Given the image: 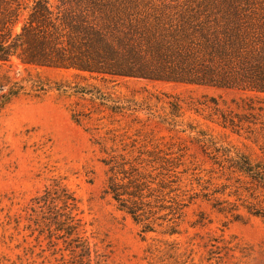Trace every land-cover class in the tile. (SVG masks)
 I'll return each instance as SVG.
<instances>
[{"label":"trees","instance_id":"trees-1","mask_svg":"<svg viewBox=\"0 0 264 264\" xmlns=\"http://www.w3.org/2000/svg\"><path fill=\"white\" fill-rule=\"evenodd\" d=\"M82 1L87 15L66 13L58 18L48 0H0V62L10 63L15 57L33 68L73 69L102 80L173 82L233 89L242 95L238 102L232 101L234 110L221 107L214 97L208 98L209 104L168 93L148 92L137 101L88 92L100 96L102 106L114 114L132 116L145 110L174 136L187 132L210 164L200 168L189 160L187 165L182 144L163 142L147 130L146 121L133 118L140 123L134 137L126 131L109 132L108 138L120 146L108 147L106 138L100 139L107 168L103 194L141 232L168 237L179 233L184 208L197 200L233 220H241L243 212L264 219V156L219 144L182 121L185 110L207 109L208 119L220 126L264 138V0H173L160 5L143 0ZM25 10L24 22L14 32ZM66 87L55 83L50 88L65 91ZM22 89L17 82L7 88L0 84V110ZM74 119L79 122L80 115ZM31 201L39 232L63 239L76 263L86 264L90 247L80 235L74 194L54 180Z\"/></svg>","mask_w":264,"mask_h":264},{"label":"rangeland","instance_id":"rangeland-1","mask_svg":"<svg viewBox=\"0 0 264 264\" xmlns=\"http://www.w3.org/2000/svg\"><path fill=\"white\" fill-rule=\"evenodd\" d=\"M143 1L160 5L173 0ZM48 2L58 18L66 13L87 15L82 0ZM26 15V10L21 11L14 32L20 30ZM14 82L23 89L0 110V264H78L63 239L39 232L30 210L31 199L54 180L78 201L80 235L90 247L86 264H264V219L260 217L243 212L241 220H233L197 200L184 208L179 233L168 237L141 232L139 225L118 211L103 194L107 168L102 162L105 155L100 151V139L106 138L108 147L120 146L108 138L112 135L109 132L122 135L126 131L127 136L134 137L140 123L133 118L146 121L147 130L163 142L182 144L187 165L189 160L200 168L210 164L187 132L174 136L151 120L145 110L132 116L114 114L102 106L100 96L94 98L88 93L102 91L112 99L126 96L137 101L148 92L168 93L209 104L208 98L214 97L221 107L236 110L232 101H239V91L132 78L102 80L73 69L33 68L15 57L10 63L0 62V84L7 88ZM55 83H65V91L50 88ZM80 90L87 93H78ZM157 109L162 112V108ZM75 114L80 115L79 122ZM208 116L207 109L199 113L185 110L182 121L197 126L219 144L232 145L253 157L264 156L261 134L245 129L236 133ZM254 127L258 130L259 124Z\"/></svg>","mask_w":264,"mask_h":264}]
</instances>
